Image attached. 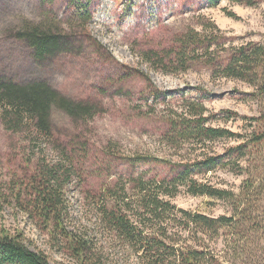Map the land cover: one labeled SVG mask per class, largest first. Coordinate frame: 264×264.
<instances>
[{
    "label": "rangeland",
    "instance_id": "obj_1",
    "mask_svg": "<svg viewBox=\"0 0 264 264\" xmlns=\"http://www.w3.org/2000/svg\"><path fill=\"white\" fill-rule=\"evenodd\" d=\"M75 1L56 0L53 5L42 6L40 0H0V78L21 83L45 80L73 100H91L99 105L94 119L79 124L59 109L52 112L57 133L79 134L88 145L87 157L83 155L82 159L85 165L79 171L81 179L75 177L66 193L70 213L66 225L70 231L104 247L103 255L100 254L103 264H142L131 249L99 229L98 213L86 201L82 189L100 190L103 184L110 183L111 173L106 165L110 155H116L122 172L130 173L131 168L159 174L163 172L162 163L139 157L149 155L168 163L183 157L192 159L200 153V149L189 144L183 149L172 148L161 136L170 111L180 110L186 100L205 105L209 125L240 133L249 129L246 117L258 116L264 110V101L251 94L255 87L238 79L214 77L205 63L190 62L186 69L175 72L173 65L166 72L161 66L156 68L146 62L142 54L149 48L172 45L187 29L203 33L204 24L211 23L207 32L216 35L213 48L219 59L231 46L264 42V0L253 5L238 0H94L90 6L86 0H80L81 4ZM78 4L84 10L87 6L91 19L86 13L80 15ZM47 11L56 15L62 27H69L68 34L83 46L37 62L33 49L16 38L15 32L24 19L45 20ZM76 16L80 24L72 26ZM22 136L0 126V188L7 195H11L7 181L18 175L1 169L11 154L14 161L27 151ZM11 140L13 149L8 144ZM234 144L235 141L220 139L211 142L208 150L221 153ZM40 147L50 159L57 158L58 152L47 143ZM257 164L261 188L244 202L252 209L254 225L240 227L235 236L222 231L218 239L209 235L200 239L197 245L204 251L206 264H264V163L257 160ZM245 178L228 169H216L199 177L237 194ZM27 193L23 191L26 201L30 199ZM172 202L212 217L230 215L232 209L229 202L194 196L185 190ZM0 228L22 232L30 248L44 252L53 264L75 263L71 252L52 242L49 231L37 225L14 200H0ZM236 235V241L231 243Z\"/></svg>",
    "mask_w": 264,
    "mask_h": 264
},
{
    "label": "trees",
    "instance_id": "obj_2",
    "mask_svg": "<svg viewBox=\"0 0 264 264\" xmlns=\"http://www.w3.org/2000/svg\"><path fill=\"white\" fill-rule=\"evenodd\" d=\"M86 1L90 6L94 0ZM238 1L253 5L257 0ZM55 2L40 0L42 6ZM75 2L80 3V0ZM80 4L77 5L80 15L86 13L91 19L90 10L87 6L84 10ZM46 13L48 15L42 21L22 20L15 32L16 38L33 49L37 62L71 53L83 46L75 36L68 34L69 27L64 28L58 23L56 15ZM74 20L72 26L80 24L79 16ZM209 26L213 23L204 24L203 33L187 29L172 45L162 49L149 48L142 57L166 72L170 70L169 66L174 65L175 72L186 69L190 62L200 61L211 67L214 77L238 79L255 87L251 94L264 101V42L231 46L219 59L213 48L216 35H209ZM54 109L63 111L79 124L94 119L99 105L91 100H73L45 80L21 83L0 78V126L7 132L22 134L27 142L24 155L12 161L11 154L10 161H4L1 170L18 176L7 181L11 195L0 188V200H14L19 204L37 225L49 231L52 242L71 252L74 264H103L100 254L103 255L104 247L70 231L66 225L70 217L66 193L75 177L81 179L79 171L85 165L82 159L83 155L87 157L88 145L79 134L55 131L52 122ZM179 109L170 111L161 136L177 150L188 144L200 149L194 158L183 157V160L166 163L160 158L142 155L140 159L162 163L163 172L154 174L129 167L131 172L125 173L117 165L116 155H110L106 161L111 173L110 183L103 184L100 190L82 189L86 201L92 203L98 213L99 229L119 241L122 247L131 249L142 264H206L204 251L197 245L200 239L206 235L218 239L222 231L235 236L240 227L254 225L251 224L254 221L252 209L244 202L247 203V199L253 198L261 188L257 160L264 163V157L261 158L264 156V110L258 116L246 117L249 129L240 133L209 125L203 103L186 100ZM220 139L236 144L225 147L221 153L213 148L208 150L211 142ZM13 142H8L11 149L14 148ZM43 142L58 152L57 158L44 155L40 147ZM38 147L41 153L37 152ZM216 169L244 175L241 192L237 194L199 179ZM25 190L30 197L27 201L23 198ZM182 190L194 196L229 202L231 213L212 217L181 208L172 199ZM0 229V264H53L44 252L30 248L22 232ZM237 235L231 243L236 241Z\"/></svg>",
    "mask_w": 264,
    "mask_h": 264
}]
</instances>
